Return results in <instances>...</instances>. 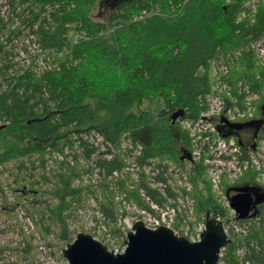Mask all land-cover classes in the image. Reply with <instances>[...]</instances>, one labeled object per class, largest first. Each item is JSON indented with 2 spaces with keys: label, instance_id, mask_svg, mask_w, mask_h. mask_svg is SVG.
<instances>
[{
  "label": "trees",
  "instance_id": "1",
  "mask_svg": "<svg viewBox=\"0 0 264 264\" xmlns=\"http://www.w3.org/2000/svg\"><path fill=\"white\" fill-rule=\"evenodd\" d=\"M248 1L115 0L111 12L97 19L94 0H5L6 13L0 12V174L12 179L7 185L15 201L29 204L26 209L40 234L56 224V237L65 238V221L76 216L73 205L96 197L97 189L99 208L115 232L112 184L143 205L138 195L142 188L147 191L143 178L133 191L128 175L114 182L108 178L122 166L120 156L97 162L99 188L74 185L87 172L76 158L88 160L93 151L81 139L85 132L97 131L108 140L125 134L141 145L139 160L183 165L190 144L179 120L195 119L205 109L213 62L227 65L230 83L241 81L260 91L259 109L264 105V66L250 49L264 33V6L259 0L252 12L245 6ZM23 35L35 37L46 51L43 67L36 55L29 65L15 60V43L26 50ZM76 145L74 165L63 159L49 168L54 152L64 158L68 149L73 157ZM254 182L252 171L234 185L222 181L224 191L241 185L256 189L248 186ZM191 183L195 215L210 214L225 223L227 209L201 161L192 164ZM258 213L261 225L264 207ZM228 238L222 264H239L238 249L249 262L264 264V225L250 226L244 236L228 231ZM23 240L25 253L32 254L31 240ZM47 246L62 250L51 242Z\"/></svg>",
  "mask_w": 264,
  "mask_h": 264
},
{
  "label": "built area",
  "instance_id": "2",
  "mask_svg": "<svg viewBox=\"0 0 264 264\" xmlns=\"http://www.w3.org/2000/svg\"><path fill=\"white\" fill-rule=\"evenodd\" d=\"M4 4L5 2L2 4L4 9L0 5L2 15L6 13V6ZM263 35L253 41L255 45L252 49L262 58L258 64H264ZM32 40L33 36L23 35L21 43L26 46V50L22 47L23 50L18 48L17 58L22 60L26 65H29L31 62H29V53H35L36 50L33 51L34 45L32 44ZM238 52L236 51L235 54L239 55ZM211 67L215 80L211 91L204 97L205 110L197 120H185L182 122V125L187 128L191 143V149L183 160L190 166L194 161L201 160L203 162L209 173L213 190H216L222 195L223 203L229 211L226 217V225L222 223L227 235L228 230H233L236 235L244 236L247 234L250 226L264 225V222L260 225L262 217L258 211L252 212L250 209L243 219H239V212L233 209L230 204L234 202L237 207L242 208V199L238 196L240 193L236 192L234 187L227 191H224L222 188L220 190L219 187L222 186V182L220 181L222 175L226 176L232 183L237 177L250 171L249 168L255 172V182L248 186H255L256 188L264 186V136L260 135L263 128L256 134L251 135L234 133V127L236 125L255 119V113L253 112L256 110V104L260 94L250 89L248 85H245L241 81L230 83L225 78V75L228 74V68L225 63L213 62ZM81 139L88 144V147H93V151L88 160H85L81 156H78V160L81 163H86L91 166L90 172H92V182L94 184L101 178L99 167L96 165L99 159L109 161L117 156L123 159V164L119 170L112 171V174L108 176L111 181L122 178L124 175H130V179L137 182L141 178L144 179V174L152 175L151 183L157 186L158 192L155 190V196H153L144 188L140 189L139 197L142 199L143 205H139L135 201L129 200V202L127 195L119 193L113 184L110 187L113 194L112 198L122 210L121 214H132V217L128 218L130 220L128 223L130 230L132 224L140 220L145 227L155 229L159 226H164L178 234L172 228L176 219H182L185 222L186 218L184 216L186 212L189 213L187 220L192 213L190 210L191 200L188 198L187 193L190 191V185L186 180L188 170L184 171L181 166H174L173 163L171 165L168 161L163 163L157 158H148L145 161L139 160L138 158L142 152L141 147L137 143H133L125 134L120 135L116 140H108L101 133L90 131L82 134ZM75 150L79 152L77 145L75 146ZM63 154L65 155L64 158L60 153H53V160H47L50 169L55 164L54 161L57 160L63 161L65 159L72 164L73 157L71 153V155L69 154V150L65 149ZM49 168L47 167V169ZM84 181H88L87 178ZM3 188L5 189V187H2L3 194L8 196L6 197V203L14 201L12 192L9 190L7 192ZM233 197L237 198L232 200ZM1 199L0 195V206H6V203L2 202L4 199ZM92 205L95 206L94 201H92ZM14 207L16 208L15 210L17 211L19 219L25 220V229L30 228L32 230V224L28 218L26 219L24 217L22 207L19 204H15ZM100 212L101 210L97 207L92 211L96 218L102 217ZM94 215L93 218H90V223L94 221ZM102 219L104 220V217ZM216 219L220 220L218 217ZM204 225V222L197 223L193 228H190L189 224L186 223L184 237L191 242L198 241ZM93 238L95 239V237ZM112 252L121 253L123 249L115 248ZM37 253L38 259L40 256L45 257V248L43 245L40 244L37 247ZM236 255L240 259L239 264H260L249 262L245 257L243 249L236 250ZM221 257L222 251L220 252L218 264H222L220 261ZM5 258H8L6 254L3 257L0 256V264H6ZM54 260L56 261V259ZM40 261L44 263L43 259H40ZM55 261L52 262L54 264H67L64 258L62 261ZM26 264L32 263L29 260Z\"/></svg>",
  "mask_w": 264,
  "mask_h": 264
},
{
  "label": "rangeland",
  "instance_id": "3",
  "mask_svg": "<svg viewBox=\"0 0 264 264\" xmlns=\"http://www.w3.org/2000/svg\"><path fill=\"white\" fill-rule=\"evenodd\" d=\"M4 2H5V0H0V5H2ZM258 2H259V0H250L245 4V6L248 7L249 9H251L252 12H254ZM94 3H95V5H94V9H93V16L97 19H103V18H105V16L109 12H111V9L114 6L113 4L115 3V0H94ZM261 4H263V6H264V0H261ZM249 6H251V7H249ZM1 8L4 9V6L2 5ZM32 44L34 45L33 51L35 49L36 50H35V53L34 52L29 53V62L32 59H34L35 55H36L35 60H37V64L40 67H43V65L45 64V61H46V60H44L43 55H44V53H46V51H44L40 48V46L37 44L35 37H33ZM254 45H255L254 42H251L250 43V49L252 50L255 61L258 64L259 62H261L262 58L254 51V49H252V47ZM18 48L22 49L21 46L19 45V43L15 44V46H14V50L16 53L15 60L19 61L21 63V65L22 64L26 65L22 60L17 58ZM258 65L264 66V64H258ZM212 77H213V82L210 86L209 92L211 91V87L213 86L214 80H215L214 76H213V72H212ZM245 85H247V84H245ZM259 94L261 95L260 91H259ZM258 99H260V96ZM258 102H259V100L257 101V104H256V110H254L255 112H253V113H255L254 114V116H255L254 118H256L255 121L257 123H259L263 128L262 133L260 135L264 136V132H263L264 131V105L261 106V108L259 109ZM148 105H149V109H151L153 111V113L156 114L157 110H156L155 105H153L152 103H149ZM200 114L198 115V117L200 116ZM197 118H195V119L183 118V119L179 120L181 127L187 132V134H188L187 128H186V126L182 125V122L185 120L186 121H188V120L195 121V120H197ZM188 138H189V135H188ZM189 144L191 145L190 140H189ZM190 149H191V146H190ZM77 155H79V152H77V151H76V153L74 152L73 158H74V156H77ZM76 160H77L78 165L87 169V172L84 175H82L81 179H76L74 181V185H78L80 182H82V183L93 185L94 187L99 188L100 179L98 180V182L96 184H94L92 182V172H90L91 166L89 164H86V163H81L78 160V157L76 158ZM57 161H59V160H57ZM199 161H201V160H199ZM161 162L166 163L167 161L161 160ZM168 162L171 163V165H172V162H170V161H168ZM8 164H9V166H11L10 163H8ZM74 164L75 163L72 162L71 165H74ZM173 165L174 166H176V165L181 166V168L184 171H187V170L189 171L187 174L186 180L190 185V191L187 193L189 196L188 198L191 200L190 210L192 211V213H191L189 219L187 220V216L189 215V213L186 212V214L184 216L186 218L185 222L182 221V219L177 218L175 223L172 226V228L178 232V235L184 237L186 223L189 224L190 228H193L197 223H203V222L205 223L206 217H197L195 215V212H194V200L191 197V193H192V183H191L192 165L190 166L185 161L183 162V165L176 164V163H173ZM55 168H56V164H53V167L51 169H55ZM249 170L252 171L253 173H255L253 169L249 168ZM246 173H243V175H245ZM86 175H87V177H86ZM205 175L207 176V178L211 184V181L209 178L210 176H209V173H208L206 167H205ZM242 176L237 177L234 180V182H232V183L235 184L240 178H242ZM129 177L131 178L130 175H129ZM86 178L88 181H84V179H86ZM151 179H152L151 174H144V181H145V184L147 186V191L150 194H152L153 196H155L154 192H156V191L158 192V190H157L158 188L155 184L151 183ZM223 179L227 180L230 184H232L231 181H229L226 176L222 175L220 181L222 182ZM11 180L12 179L8 178V176L6 177V175L0 174L1 191H2V187H5V189L4 188L3 189L6 190L7 192L10 191L7 183H10ZM136 183H137L136 181H132L131 184L129 182L127 185L128 189L133 191ZM211 187H212V184H211ZM221 188L223 189V183H222V186L219 187V189L221 190ZM115 189H116V186H115ZM212 190H213V188H212ZM96 191H99V190L97 189ZM118 192L126 194L128 197L127 198L128 201L130 200L133 202L135 201V203L137 202L135 199L133 200L130 196H128L126 191L122 190V191H118ZM213 192L220 198V200L223 203L222 195L220 193H218L216 190L215 191L213 190ZM0 195L2 198L1 200H3V197H2L3 194H0ZM138 195H139V192H138ZM6 197H8V196H6ZM100 198H101V194H100V192H97L96 197L90 195V196H88V198L85 200L84 203H80V204L76 203L73 205L76 216H72V217L69 216L66 219L65 228L67 231V235L63 239L56 237V233L58 231V227L56 224H50L49 225L47 223V225H49L48 234L42 235L38 232V230L34 224V220L31 218V216L29 215V213L26 209V206L29 205L26 200L23 199L17 203H19V205L22 207V212L24 213V217L26 219L28 218L30 220V222L32 224V230L30 228H28L27 230L25 229L26 228L25 220L19 219L17 211L15 210L16 208L14 207L15 206L14 201H10L7 203L5 200L2 201L3 203H6V206H4V207L0 206V256L3 257L4 254H6L8 256V258H5L6 264H26L27 262H29V260L32 264H54L52 262V261H55L54 259H56V261H62V259H63L62 254H61L62 250H59V248H57V247L51 248V247L47 246V242H51L52 244H58L63 249V248H65L66 245H68L69 243H71L75 239V235L78 232H83V233L91 235L92 237H95V239L102 242L109 251H113L115 248L124 250V248L126 246V234H127V231H130V229L128 227V225H129L128 223L130 220H128V218L132 217L131 216L132 214H130V215L121 214L122 210L120 209L118 203H116L114 201V199L112 198V195H111V199H113V202L117 206H116L115 214H114V218H113L114 219L113 225H114L116 231L110 232L108 225H107V222H106V219L103 215V212L101 211L100 214L102 215V217H104V220L102 219V217L96 218L94 213H92V211L95 207L99 208L97 201ZM14 200H15V198H14ZM92 201H94L95 206L92 205ZM260 202H262V201H260ZM223 205H224V203H223ZM136 208H138V207H136ZM227 214H229L228 209H227ZM227 214L225 216V222H226ZM93 215H94V221L90 223V218H93ZM20 216H21V214H20ZM96 219H97V221H96ZM223 224L226 225V223H223ZM255 227H259V225H255ZM228 231L235 234L233 232V230H228ZM34 233H35V236H34ZM23 236H25L27 238V240L28 239L31 240V244L33 246L32 254L25 253L27 243L24 242ZM40 244L43 245L45 248V257L40 256V258L38 259L37 247H39ZM10 257H12L13 261H12V259H10ZM40 259H43L44 263H42L40 261Z\"/></svg>",
  "mask_w": 264,
  "mask_h": 264
},
{
  "label": "water",
  "instance_id": "4",
  "mask_svg": "<svg viewBox=\"0 0 264 264\" xmlns=\"http://www.w3.org/2000/svg\"><path fill=\"white\" fill-rule=\"evenodd\" d=\"M246 189L234 188L242 199V208L234 202L230 206L243 219L250 210L244 196ZM237 197H233L232 200ZM230 242L220 220L206 215L204 229L196 242L159 226L145 227L138 220L126 234V246L121 253L109 251L91 235L78 232L75 239L62 249L67 264H218L220 252Z\"/></svg>",
  "mask_w": 264,
  "mask_h": 264
},
{
  "label": "flooded vegetation",
  "instance_id": "5",
  "mask_svg": "<svg viewBox=\"0 0 264 264\" xmlns=\"http://www.w3.org/2000/svg\"><path fill=\"white\" fill-rule=\"evenodd\" d=\"M255 119L252 121H248L246 123H241V124L236 125L234 127V133L235 134L244 133L247 135L256 134L258 131H260L262 126L259 123H257ZM234 188H248V187H246L245 185L244 186L241 185V186H237ZM244 196L248 200V204L252 212L259 211L261 207H264V191L263 190L261 189L259 190L258 188L246 189Z\"/></svg>",
  "mask_w": 264,
  "mask_h": 264
},
{
  "label": "bare ground",
  "instance_id": "6",
  "mask_svg": "<svg viewBox=\"0 0 264 264\" xmlns=\"http://www.w3.org/2000/svg\"><path fill=\"white\" fill-rule=\"evenodd\" d=\"M138 146L141 147V145H138ZM141 149H142V147H141ZM15 204H19V203H17V202L14 200V205H15ZM14 205H13V206H14ZM99 242H100V241H99ZM101 243H102V242H101ZM102 244H103V243H102ZM103 245H104V244H103ZM104 246H105V245H104ZM222 250H223V249H222ZM218 263H219V260H218Z\"/></svg>",
  "mask_w": 264,
  "mask_h": 264
},
{
  "label": "crops",
  "instance_id": "7",
  "mask_svg": "<svg viewBox=\"0 0 264 264\" xmlns=\"http://www.w3.org/2000/svg\"><path fill=\"white\" fill-rule=\"evenodd\" d=\"M256 120V119H255Z\"/></svg>",
  "mask_w": 264,
  "mask_h": 264
}]
</instances>
